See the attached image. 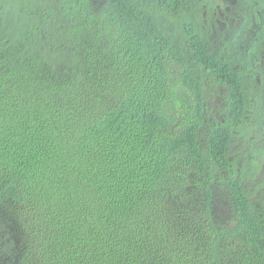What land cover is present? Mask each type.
<instances>
[{"label": "trees", "instance_id": "16d2710c", "mask_svg": "<svg viewBox=\"0 0 264 264\" xmlns=\"http://www.w3.org/2000/svg\"><path fill=\"white\" fill-rule=\"evenodd\" d=\"M19 1L0 4V264H264L263 183L203 118L195 70L219 64L178 0Z\"/></svg>", "mask_w": 264, "mask_h": 264}, {"label": "flooded vegetation", "instance_id": "af4514ba", "mask_svg": "<svg viewBox=\"0 0 264 264\" xmlns=\"http://www.w3.org/2000/svg\"><path fill=\"white\" fill-rule=\"evenodd\" d=\"M30 1L27 5L35 4ZM177 7L180 19L219 64L216 72L206 66L195 70L203 75V118L211 127L227 128L230 166L252 169V179L246 170L240 173L242 183L248 188L262 181L264 188V0H178ZM160 21L172 24L170 18ZM165 35L171 44L183 45L187 61L194 64L186 29Z\"/></svg>", "mask_w": 264, "mask_h": 264}, {"label": "rangeland", "instance_id": "374dc122", "mask_svg": "<svg viewBox=\"0 0 264 264\" xmlns=\"http://www.w3.org/2000/svg\"><path fill=\"white\" fill-rule=\"evenodd\" d=\"M200 133H201V135H203L205 132L203 131V130H201L200 131ZM201 138H202V136H201ZM203 139V138H202ZM261 177V176H260ZM248 189H251V186H248ZM264 198V188H262V189H258L256 192H255V203L257 202V201H260V200H262ZM254 199H252V201H253ZM261 205H263V204H261Z\"/></svg>", "mask_w": 264, "mask_h": 264}]
</instances>
